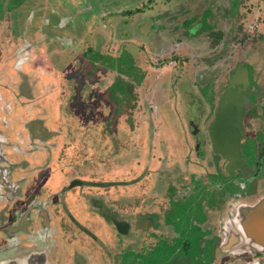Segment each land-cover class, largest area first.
<instances>
[{"label": "flooded vegetation", "instance_id": "1", "mask_svg": "<svg viewBox=\"0 0 264 264\" xmlns=\"http://www.w3.org/2000/svg\"><path fill=\"white\" fill-rule=\"evenodd\" d=\"M202 1H175L173 8L168 1L165 7L150 3L148 8L145 3L140 4L143 0L134 6L132 2L117 6L114 10L124 18L123 28L127 32L121 36L120 21L110 23L111 32L104 34L111 33L112 45L115 42L117 47L105 55L104 35L96 33L93 49L88 45L85 54L80 52L82 41L92 38L86 36L91 33L88 26L77 34L78 26L74 24L69 30L74 33L61 41L62 35L41 34L38 26L31 29L33 12L28 7L25 10V0H17L20 4L0 0V264H264V240L249 239L248 228L243 226L252 207L264 198V192L251 198L260 189L264 190V82H257L254 65L243 58L226 62L223 80L211 67L218 63L216 57L224 61L229 53L225 50L234 47L232 34L235 30L240 32L237 27L226 26L225 34L230 36L224 40L222 35V50L215 47L219 36L213 33L210 45L213 56L210 53L196 56L191 45L195 37L201 40L202 35L215 31L219 17L227 21L230 6L233 8L246 0H208L216 14L208 31L201 26L200 18L205 14ZM190 2L197 9L187 7ZM62 6L56 13L63 14L61 26H65L68 21L63 18L68 12ZM183 15L198 19L183 25ZM249 16L248 11L243 15L246 19ZM13 18L25 26L15 28ZM146 24L153 25L150 35L145 33ZM170 29L174 32L169 33ZM253 30L264 36V22L255 23ZM245 40L243 36L239 43ZM162 43H170L168 51L172 49L170 57L163 58L164 73L172 74L175 69H180L182 74L192 72L195 92L213 88L212 95L200 93L205 102L210 97L213 104L206 116L191 120L189 131L199 136L191 140L186 150L178 149L179 143L172 137L157 138L155 143H160V148L148 151L150 161L156 165L146 167L148 158L139 142L148 141L142 135L145 125L152 122L146 118L145 110L158 107L153 101L154 93L166 95V83L159 82L150 89L144 85L141 74L137 78V71L155 69L151 63L164 52ZM66 45H71V52L61 48ZM129 45L142 50L143 56ZM184 47L186 58L192 56L190 64L184 63ZM39 51L46 54L39 55ZM49 51L53 54L54 75L58 76V84L63 85V101L72 92L69 80L82 72L73 69L76 60L83 65L86 62L82 58L86 55L96 68L106 63L103 80L109 81V91L102 108L99 107L102 101L97 105L99 109L91 104L94 111L90 115H95L97 110L103 114L106 107L114 110L113 123L86 138L83 130L72 128L68 133L62 129L61 139L56 140L53 132L57 129L48 128L33 102L34 95L39 98V87L24 71V66L34 69L46 61ZM148 54L152 56L151 63L144 59ZM260 56L264 59L263 49ZM93 72L85 74L91 76ZM111 73L115 75L109 80ZM74 90L75 99L79 98L81 93ZM230 90H240L248 102L240 115L238 145L226 139L225 155L215 147L213 127L221 98ZM257 91L253 100L252 95ZM119 101L128 107H119ZM140 104L146 123L138 125L141 131L135 126H128L129 131L119 129L118 118L129 112L128 122L132 125V113ZM101 133L109 137L98 135ZM252 143L256 156L254 164L249 166ZM47 146L57 152L49 168L39 170L38 164L31 166L23 158L29 156L34 161L35 152L38 154ZM137 164L143 171L135 175ZM260 228L264 230V226Z\"/></svg>", "mask_w": 264, "mask_h": 264}, {"label": "rangeland", "instance_id": "2", "mask_svg": "<svg viewBox=\"0 0 264 264\" xmlns=\"http://www.w3.org/2000/svg\"><path fill=\"white\" fill-rule=\"evenodd\" d=\"M15 2L16 4H20L17 2V0H11L10 3ZM25 10L26 7L27 9L32 11V27L33 29L35 26L40 28V33L42 34L43 32L48 35V36H56V35H62L63 40L68 36L67 34H72L71 30L73 25L77 27L78 32L76 33L80 34V31L86 26H88V29L91 30V35L88 34L89 38H91V41L85 42V40L82 41L83 48L81 49V53L85 54V51L89 47L88 45H91V48L93 49V46H95V38L96 34H103L104 35V46H103V51L105 55L110 54L111 51H115V48L117 47L116 43L114 42L112 45L111 42V33L104 34L105 32H111V25L110 23L112 21H120V28H121V36H126L127 30L123 27H126V25L123 24V17H120L118 14H116V11L114 10L117 6H122L125 4H130L132 2V5L138 4L140 0H25ZM146 6L149 8L152 4V6H155V4L159 5V7H165L166 1L171 3V8H173L175 5V1H183V0H143ZM186 1H192V0H186ZM200 1V0H198ZM151 3V4H150ZM177 4V3H176ZM202 6V13L205 11V14L203 17L200 18L201 26L207 30V28H210L211 22L216 19V14L213 12V3L208 2V0H203L201 2ZM234 4V3H233ZM231 3V5H233ZM63 5V6H62ZM186 5V4H185ZM184 5V6H185ZM228 5V4H227ZM31 6V7H29ZM65 8V13L68 12L65 17L63 18L64 20L66 19L68 21V24L65 26H61V19L62 17L60 15H63L62 13H56V11H59L60 8ZM183 6V7H184ZM226 6V4H225ZM160 7V8H161ZM182 5L179 8V12L182 10L181 9ZM187 7H190L191 9H197L196 4L194 2H190ZM186 7V8H187ZM237 9H233L236 8ZM233 8L230 6L229 12H228V17L227 21L224 19L225 17H219L218 20V26L216 30L209 32L205 35H202L201 40H199L198 37H195L191 45L194 47L196 51V56H201V55H207L213 56V51H211V48L213 46H210L211 39L215 36L218 35L219 37L217 38V44L215 47L218 48V50H222V44L223 41L226 38H229L230 35L225 34L226 26L227 27H232V29H238L240 32L236 33V30L232 34V39L234 42V47L231 48L229 51L226 49V52H229L226 59L223 61V58L218 56L221 55V53H216L218 57H216V61L218 62L217 64H214L211 66L213 69L216 70V76H220L221 79L223 80V74H224V69L226 66V62L231 59L232 63L235 60H238L240 58H243L246 62L253 64L255 67V72L257 73V82H264V59L263 57L260 56V50H264V36L259 35V31L253 30L255 28V23H260L264 22V0H246L243 1V3H239L238 5L234 6ZM250 8V9H249ZM19 11V9H15ZM107 14V12H109ZM249 12L250 16L249 18L243 17V15L246 14V12ZM55 12V13H54ZM220 12L223 13V8L220 9ZM37 13V14H36ZM201 13V14H202ZM189 15V12L187 13ZM37 15V16H36ZM48 15L50 16L49 20H45V17ZM187 15V16H188ZM186 16V15H185ZM38 17V18H37ZM184 17V15H183ZM243 17V18H242ZM37 18L36 21H38V25H36V21L34 20ZM198 18H191V17H184L183 18V25L185 24H191L193 23L194 20H197ZM14 22L16 21L14 27L15 28H22L25 26V24L19 23L18 18H13ZM40 21H44V23L40 24ZM63 20V21H64ZM240 21H242L241 24ZM245 25V26H244ZM153 25H148L146 24L145 27V33L150 35L151 34V28ZM161 26V25H160ZM244 26L242 29L241 27ZM199 27H197L198 29ZM215 28V27H214ZM88 31V30H86ZM172 33L171 29L169 30V33ZM186 31H180L179 33L184 34ZM74 33V32H73ZM86 33V32H84ZM83 33V34H84ZM96 33V34H95ZM95 35V36H94ZM222 35L224 37V40H222ZM246 37V40L243 44H240V38L241 37ZM40 37V34L38 35ZM25 39V38H24ZM72 39V38H71ZM26 40V39H25ZM29 40H32V37L29 38ZM136 42H144L143 39H135ZM70 42V40L68 41ZM85 42V46H84ZM214 42V41H212ZM196 43V44H192ZM170 44V43H169ZM169 44L162 43L161 44V50L164 52L161 53L158 58L161 60L153 59L155 63H151V57L150 54L145 56L144 59L148 58L149 62L152 64L155 69L151 67V70L146 71L143 68L137 71V78L141 74L142 80L145 79L144 85L149 87L150 89H153L155 87V84L159 82H165L166 85L165 87V92L166 95L164 94H159V93H154V98L153 101L158 107H153V110H145L146 113V118L148 121L152 122V124L144 123L143 119V106L140 104L139 106H136L135 111L132 113V118H131V123L132 125L129 124L128 119L129 115L125 113L122 117L118 118V124L116 125L119 129H125L126 131L128 129V126H135L136 129L140 132L141 130L139 129L140 123L141 125H145L144 129V134L142 135L143 138L148 137L147 142H143L140 140L139 146L140 149L142 150L143 154L146 153V157L148 158V161L146 162L145 166H155L156 163L154 161H150L148 157V151H153L154 149L160 148L161 144L160 143H155V140L158 138L162 139H169L172 137L173 140H175L177 143H179L178 149L186 150L192 139H196L197 136H199V133L197 136H193L190 131H189V124L191 120L197 119V117H201L202 115L206 116L208 112L211 109V105L213 104L211 98L209 97L206 102L202 99L200 94L201 92H204L207 96L208 94L212 95L213 88L209 87L204 90H201V92L198 94V92H195L194 90V77L191 75L192 72L186 73L184 72L183 74L181 73L180 69H175L173 71V75L171 73H164V70L161 66L166 62L163 61V58L170 57L169 54H172L169 49ZM198 44V45H197ZM38 45V44H37ZM115 45V46H114ZM214 45V43H213ZM61 48L66 49V53H68L70 50L72 51L71 45H66L61 46ZM129 48L134 50L137 54L143 56V52L140 49H137L135 46L129 45ZM95 49V48H94ZM101 50V48H100ZM70 51V52H71ZM168 51V52H167ZM41 54H46V51H39V55ZM87 52V51H86ZM38 51L36 52V54ZM89 53V52H88ZM186 48L184 47L183 49V60L184 63L190 64L192 63L190 58H192L191 55H189V58L187 57L186 54ZM52 52L49 51V54L47 55V60H43L40 64L37 65V67L33 70L31 68H27L28 76L34 82L36 83L37 88L39 87V98H37V95H34L33 102L35 103L36 107H39L38 111L40 113V119H44L46 125L48 128H55L57 130H54L55 132L67 130L68 133L72 131L73 129H80L85 136L90 135L92 132L93 133H99L103 128L107 127L110 125V123H113L115 119L114 117V110L109 111L106 107L103 109V114H100L99 110L95 112V115H90L92 113V103L94 107L96 108L98 103L102 101L101 104H99V107L102 108L104 105V100H105V95L109 91L108 80H103V77L106 72L104 67L106 66V63L104 62L101 66H97L93 63L91 64L89 62L88 57L84 55L82 59H84V63L79 64L78 60H76V64L73 66V69H76V71L81 70V74L76 78L69 80V85L71 87V95L67 100H62V94H63V85L58 84L54 79H50L51 76L56 71H53V56ZM92 56V55H88ZM120 60L122 59V51H120ZM68 58V57H67ZM70 61L73 60V56H71ZM81 59V61H82ZM200 59V58H199ZM212 59L209 57V60ZM86 60V61H85ZM124 60V59H123ZM187 61V62H186ZM162 62V63H161ZM146 63V61H145ZM168 63V62H167ZM147 64V63H146ZM85 65H87L85 67ZM93 74L91 76H86L87 71H93ZM52 71V72H51ZM114 73H111L110 79L112 80L114 78ZM47 76L48 79L44 81L43 77ZM50 76V77H49ZM195 76V75H194ZM204 77L206 79L207 74ZM144 78V79H143ZM134 79H131L130 81L133 84ZM208 80V79H206ZM70 86L68 88H70ZM218 88V87H217ZM78 91V93H81L80 95L78 94L77 97L81 98H76L75 99V90ZM65 90L66 87H65ZM68 91V90H67ZM258 91L252 95L253 100L257 98ZM256 95V98H255ZM218 96V95H217ZM74 98V100H73ZM215 98V97H213ZM209 100V101H208ZM125 101V100H124ZM124 101H119L118 106H126L128 107L127 103H124ZM79 106H81L79 108ZM86 107H90V110ZM97 107L96 109H99ZM89 110V111H88ZM87 115V116H85ZM111 118H109V116ZM108 116V117H107ZM157 116V117H156ZM65 122V123H64ZM64 123V124H63ZM161 125V127H159ZM0 123V127H1ZM143 127V126H142ZM162 128V129H161ZM63 129V130H62ZM106 133H101L98 134L102 137H109V135H105ZM141 134V133H140ZM155 134H159L158 137L155 136ZM12 136H15L14 134ZM62 136H59L57 139H61ZM86 138V137H85ZM153 138V139H152ZM154 140V144L152 146V142ZM194 142V140H193ZM143 144V145H142ZM138 147V146H137ZM136 147V148H137ZM251 150H249V153L251 154V160L249 166H252L254 164V159H255V148H254V143L249 146ZM58 150V148H56ZM192 150V148H191ZM43 151V150H42ZM24 156V155H22ZM31 156H33V152H31ZM39 156H43L42 154H39L38 157H34L35 160L33 161L32 158L29 156H24L23 158L25 160H29L32 164H38V158ZM140 154H138L137 158H140ZM146 158V159H147ZM138 165V164H137ZM137 171L135 172V175H138L143 171V167L135 166ZM235 190V189H232ZM264 192L263 189H260L257 193L251 195V198H256L260 194ZM121 194H119V197ZM117 199L119 198L117 195L115 196ZM144 197V196H143ZM143 199V198H142ZM186 214V213H185ZM113 229V228H111Z\"/></svg>", "mask_w": 264, "mask_h": 264}, {"label": "water", "instance_id": "3", "mask_svg": "<svg viewBox=\"0 0 264 264\" xmlns=\"http://www.w3.org/2000/svg\"><path fill=\"white\" fill-rule=\"evenodd\" d=\"M28 66H24V71L26 74ZM31 70H33L31 68ZM44 81L47 78V76L43 77ZM37 87V86H36ZM222 101L220 102V108L217 113L216 122L213 127V130L215 131V138L216 143L215 147L216 149L226 154L225 147H226V139H230L232 142V145H238V141L241 138L240 135V129L241 126V114L243 112L244 106L246 102H248V99L245 95L241 94L240 90H230L227 91L222 96ZM43 120V119H41ZM233 122V124H231ZM227 128H230V132L226 131ZM55 133L56 140L60 135L59 132H53ZM59 142H55V144H58ZM47 151H39L37 154V151L35 152V157H38L39 154H42L43 156H39L38 158V166L39 170L43 168H49L50 164L55 160L56 153L54 152L51 147L47 146V149H43ZM49 178L48 176L45 178V181H47ZM253 210L251 214L247 217H245L243 221V226L248 228V231H246L247 236L249 239L253 240H264V238H261L260 236L264 235V230H262L260 227L264 226V198L257 203L255 206L252 207ZM1 239V236H0ZM264 242V241H263Z\"/></svg>", "mask_w": 264, "mask_h": 264}, {"label": "crops", "instance_id": "4", "mask_svg": "<svg viewBox=\"0 0 264 264\" xmlns=\"http://www.w3.org/2000/svg\"><path fill=\"white\" fill-rule=\"evenodd\" d=\"M51 72H52V71H51ZM49 77H50V76H49ZM50 79H54V80L58 83V76H55V75L53 74V76H51Z\"/></svg>", "mask_w": 264, "mask_h": 264}]
</instances>
